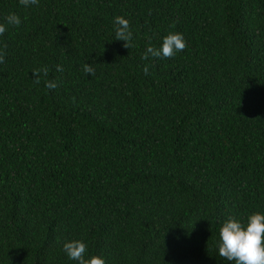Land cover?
Returning a JSON list of instances; mask_svg holds the SVG:
<instances>
[{"label":"trees","instance_id":"trees-1","mask_svg":"<svg viewBox=\"0 0 264 264\" xmlns=\"http://www.w3.org/2000/svg\"><path fill=\"white\" fill-rule=\"evenodd\" d=\"M9 13L0 264H79L71 240L106 264H234L220 227L264 213V0H0ZM169 32L187 48L142 59Z\"/></svg>","mask_w":264,"mask_h":264},{"label":"clouds","instance_id":"clouds-1","mask_svg":"<svg viewBox=\"0 0 264 264\" xmlns=\"http://www.w3.org/2000/svg\"><path fill=\"white\" fill-rule=\"evenodd\" d=\"M19 3L28 7L37 5L39 0H19ZM26 18V17H25ZM5 22H0V36H2L9 26H19L22 21L18 14L9 13L5 18ZM116 25L115 36L117 40L125 41L124 47L130 48V40L132 32L130 30V21L124 16H116L114 19ZM174 27V25H173ZM187 41L180 32H169L163 37L162 45L157 48L149 45L142 59L147 60L149 56L153 58H172L187 48ZM5 53L0 52V63L4 62ZM57 70L63 72V68L57 66ZM144 72L148 73V66H144ZM86 74L95 75V69L88 63L83 66ZM49 69L47 66L34 69V82H41V73L47 76ZM48 89H54L57 84L54 80L45 81ZM264 213L254 212L247 217V222L229 216L219 229V256L227 261H234V264H264ZM63 250L69 259L76 260L79 264H106L103 257L93 255L86 259L85 254L88 251L87 244L82 240L66 241L63 244Z\"/></svg>","mask_w":264,"mask_h":264}]
</instances>
